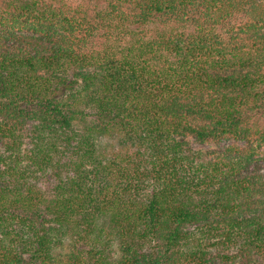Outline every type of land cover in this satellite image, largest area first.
Masks as SVG:
<instances>
[{"label": "trees", "instance_id": "trees-1", "mask_svg": "<svg viewBox=\"0 0 264 264\" xmlns=\"http://www.w3.org/2000/svg\"><path fill=\"white\" fill-rule=\"evenodd\" d=\"M262 147L264 0H0V264H264Z\"/></svg>", "mask_w": 264, "mask_h": 264}, {"label": "rangeland", "instance_id": "rangeland-1", "mask_svg": "<svg viewBox=\"0 0 264 264\" xmlns=\"http://www.w3.org/2000/svg\"><path fill=\"white\" fill-rule=\"evenodd\" d=\"M236 145V146H242L244 145L242 142H235V141H227V142H221L219 145L214 146L211 144H204V145H199V144H194V147L197 149H203V150H216L218 148H222L228 145ZM263 147L259 149V154L256 156V159L249 165L247 168L248 172H254V171H259L261 173H264V152H263Z\"/></svg>", "mask_w": 264, "mask_h": 264}]
</instances>
